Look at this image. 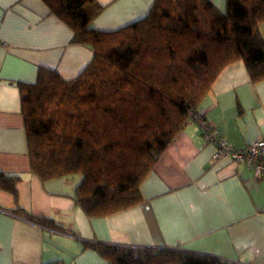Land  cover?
<instances>
[{"label": "crops", "instance_id": "crops-1", "mask_svg": "<svg viewBox=\"0 0 264 264\" xmlns=\"http://www.w3.org/2000/svg\"><path fill=\"white\" fill-rule=\"evenodd\" d=\"M97 1L93 26L112 31L147 16L155 0ZM210 1L225 11L226 0ZM259 29L264 35V22ZM73 35L43 0H0V173L18 177L16 195L0 187V264H110L102 246L264 264V177L214 160L215 145L196 123H186L142 181L143 201L112 214L91 216L77 204L81 176L43 180L31 170L18 83H34L41 67L80 74L93 50ZM197 109L235 146L264 140V79L253 82L242 60L221 71Z\"/></svg>", "mask_w": 264, "mask_h": 264}, {"label": "trees", "instance_id": "trees-1", "mask_svg": "<svg viewBox=\"0 0 264 264\" xmlns=\"http://www.w3.org/2000/svg\"><path fill=\"white\" fill-rule=\"evenodd\" d=\"M43 1L93 57L73 78L41 67L34 83H18L30 168L43 180L81 176L75 199L88 215L143 201L142 181L227 65L242 60L253 82L264 79V0H226L225 11L210 0H155L112 31L93 26L97 0ZM17 178L0 173V187L16 195ZM99 249L110 264H237L180 249Z\"/></svg>", "mask_w": 264, "mask_h": 264}, {"label": "built area", "instance_id": "built-area-1", "mask_svg": "<svg viewBox=\"0 0 264 264\" xmlns=\"http://www.w3.org/2000/svg\"><path fill=\"white\" fill-rule=\"evenodd\" d=\"M1 45L7 43L0 40ZM188 122L196 123L204 140L215 145L214 160L228 159L234 164H243L252 171L254 178L264 177V140L252 141L244 147L235 146L218 132L213 119L198 109L189 112Z\"/></svg>", "mask_w": 264, "mask_h": 264}]
</instances>
